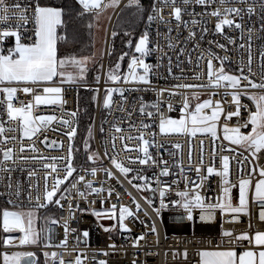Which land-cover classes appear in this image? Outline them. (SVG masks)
Here are the masks:
<instances>
[{
  "label": "built area",
  "instance_id": "2783aa9c",
  "mask_svg": "<svg viewBox=\"0 0 264 264\" xmlns=\"http://www.w3.org/2000/svg\"><path fill=\"white\" fill-rule=\"evenodd\" d=\"M128 0H120V7ZM40 4V0H6L8 5L20 4L21 9H10V11L25 10L29 16V20L23 28L20 29L22 42H32L34 40L35 24L32 20V11L36 3ZM106 3L107 0H104ZM153 3H158V0H152ZM151 4V5H152ZM176 5L180 6L182 12V20L188 21V26L185 27L182 23L177 24L174 17L169 15L171 6H164L158 3V6L163 8L165 21H153L149 24V47L152 51L144 57L146 63L151 65L149 72L150 84L134 82L124 84L123 82L105 81L104 77L98 83H86L83 81H75L73 83H61V81H53L49 86H58L63 89L62 98L63 105H40L34 107V115H55L56 117L63 116L65 119L73 121V126H78V96L79 90L83 87H97L98 96L96 102V111L94 117L93 137L96 150L100 152L99 161L91 167H97L98 170L95 176L87 174L85 179L93 180L94 187L103 185L104 189L111 187L114 189L110 198H107V192L88 193L84 188V183L80 182L75 188H71V183H75L72 177L61 186L69 187L70 191L65 193L66 199L61 200V205L57 206V215L54 219L59 223L47 225L51 228V244L59 245L61 240L65 239L63 224L67 222L69 231L67 233L66 244L61 247H48V240L45 238V243L39 246L29 247L27 245H19L14 243L5 246L0 243V255L4 252L13 250H23L25 252H52L58 253L62 258L63 264H76V258L79 256L82 264H100V261H106L107 264H201L199 253L202 250H216L234 248L235 250L257 249L254 243H249L245 239H237L241 233H248L254 237L257 231H264V219H261L260 212L264 211V202L255 199V184L261 179L259 175L260 169L264 168V151L258 153V159L253 157L250 152L244 147H239L231 144L230 147L235 151H229V143L223 139L222 128L218 127L217 141H213L210 134L198 133L196 136L188 134H164L160 132L159 122L161 117H179L180 109L183 106L184 94H188L190 105H195L197 102L210 98V93L218 91L220 94L211 96L214 100H221L225 112L235 111V105L230 103L231 95L225 97V89L202 88L198 89L199 97H192L193 90L177 89L174 85L177 84H207L206 76V61L209 57V49L220 57H228L225 61V69L233 74H236V69L239 67L241 60L244 61L245 73L247 74L248 60V44H251L252 55V76L251 78L257 83L261 82V51H264V0H228L226 4H221L220 0H208L207 4H199L196 0H189L188 4H184L182 0H176ZM251 6L254 11L249 14L247 9ZM238 7L242 11L239 16L230 15V18L235 19L243 25V39H241V31L234 27H225L223 33L215 31V23L217 18L209 15L215 8ZM151 12V7L150 11ZM241 17L243 19L241 20ZM192 20H197L199 23L193 25ZM23 23L17 19L0 22V30L8 26H15L17 23ZM206 27L207 32H202ZM172 31L169 33L168 29ZM251 29V33H249ZM195 31V37H189V31ZM249 35L251 40L249 41ZM169 36L172 38L173 47H169ZM226 37H232L235 43H230ZM217 44H224L225 48L221 49ZM245 45L244 48L239 45ZM14 46V38H7L3 44L5 52L8 48ZM184 51L181 52L180 49ZM203 53L205 59L199 60L198 57ZM135 55L139 56V53ZM131 58V57H130ZM127 61L121 73L127 72ZM191 58V59H189ZM214 64L217 61L214 60ZM141 71L142 70H138ZM199 74V79L196 75ZM247 83L246 81H242ZM32 86V85H30ZM34 87L35 94H42L41 87ZM113 87H123L125 89L123 96L119 92L113 93L112 104L109 108L103 105V94L105 89ZM138 89V90H135ZM161 89H166L161 92ZM230 91V90H229ZM250 93H261L264 89L249 88ZM177 94L172 95L170 93ZM13 104L16 107L27 105L29 102L34 103V94H25L18 91L13 99ZM241 107L239 117L233 116L227 123L230 126L243 125L248 119L250 111L255 110L254 102L248 96H241ZM145 106V114H141L139 108ZM172 108L169 110L168 105ZM155 106V107H154ZM204 111H208L205 109ZM69 112H76V117L67 115ZM147 112H152V116H147ZM131 113V116H129ZM0 121L4 123L6 129H16V131H6L5 136H16L15 141L9 140L6 144L0 143V147L14 148L15 162H8V167L12 168L11 173L0 171V208L2 204H8L17 208L30 207L27 193L29 185L33 187L31 191L33 196L36 194L35 185L39 179L41 199L43 200V185L45 170L41 167L42 163L50 161L40 160H22L20 156H65L69 140L65 133L68 128L58 121L53 123L41 133H38L32 139H21L22 132L20 131L19 120H9L6 114V98L0 94ZM224 118L221 116L219 124H223ZM135 124V129H130L129 124ZM141 123L149 125L148 128H141ZM121 127L125 135H136L143 131L145 138L154 139L155 143L149 148L150 154L158 161V165H140L139 163H130L129 156L135 157L137 152H128L123 150L122 143L119 139L116 141L117 152L109 146L108 152L111 155H117V158L126 166L134 169H142L143 175L153 178L152 186L156 188L155 176H159L160 160L166 161L169 167V175L160 176V180L171 184V190L166 192L163 198L164 205L161 204L159 192H151L147 189L137 190L134 187L136 183L143 181L132 180L135 172L129 173L126 179L113 165H111L109 157L104 155V142L110 139L113 125ZM103 127V132L101 131ZM251 125L247 128L241 127V131H249ZM77 132V131H76ZM154 134V135H152ZM119 135V134H117ZM48 137V141L44 137ZM76 137V135H75ZM72 140V144L75 141ZM58 141L63 143V148L53 146L47 147V143ZM202 142V143H201ZM132 144L137 143L132 141ZM21 144L25 145L23 152L20 151ZM29 144H34L38 151L34 152L27 147ZM180 147L177 148L176 145ZM213 147L216 148L213 159ZM223 147L224 150H221ZM189 153H191V163L189 161ZM142 157V154H140ZM229 156V175L230 203L237 206L239 203V188L238 183L241 179L251 178V185L247 194V211L233 214L231 212H223L219 208L215 210L211 218L201 220V210L193 208L192 219L188 218L187 211L182 207L170 203L173 200L179 199L176 192L185 189L186 184L180 179L181 167L184 169V175L190 181L199 183L197 175L194 171L196 165L200 164L201 156L203 157V165L201 176H205V168L208 165L213 166L217 172L207 175L203 185L200 188V195L205 198V203L216 204L228 203L229 200L223 193V188L226 186L223 183L224 177L217 173L222 172L223 163L222 157ZM2 159V153H0ZM74 164V162H73ZM75 166V164H74ZM78 171L81 167L75 166ZM90 168V167H83ZM103 168H111L114 172V177L109 179ZM253 169L255 171L253 172ZM34 171L35 175L28 177V172ZM61 176L63 172L60 173ZM80 175H85L84 172H79ZM251 174V176H250ZM77 174L74 173L73 177ZM9 176L11 177V188L8 187ZM118 177V179H117ZM172 181L177 183L172 184ZM49 185L52 183V177H49ZM17 186H19L20 194L16 195ZM162 186V185H161ZM85 191L87 199L79 195V191ZM116 193L120 196L117 198ZM131 193V195H129ZM59 196V193H58ZM147 197L148 199H145ZM55 199V198H54ZM104 200L103 204L101 200ZM149 199L151 203H149ZM12 203H9V201ZM94 201V203H93ZM33 204L35 201L33 200ZM71 204V209L69 207ZM111 204L117 205V210L120 206L129 207L133 216L125 218L124 223L128 225V229H120L116 219L101 218L98 219L93 210L100 211L107 209ZM139 204V208L136 205ZM235 216V218H234ZM116 224V228L111 231L104 229L110 225ZM155 231H152V228ZM87 231L88 236L84 237L83 232ZM225 231L231 232V236H224ZM143 235L139 240L138 245L134 244L136 239ZM45 236V235H44ZM187 252L185 257L184 253ZM105 253H107L105 255ZM54 264H59V260Z\"/></svg>",
  "mask_w": 264,
  "mask_h": 264
},
{
  "label": "snow or ice",
  "instance_id": "6c2138e0",
  "mask_svg": "<svg viewBox=\"0 0 264 264\" xmlns=\"http://www.w3.org/2000/svg\"><path fill=\"white\" fill-rule=\"evenodd\" d=\"M184 4H188L189 0H182ZM199 4H207L208 0H196ZM228 0H220V3L226 4ZM77 3L81 6V11L78 12L80 17L85 15H90L93 19H99L100 14L106 8H114L119 4V0H77ZM160 5L171 6V11L169 15L174 17L177 24H183L185 27L188 26V21L182 20V9L180 6L176 5V0H158ZM158 3H153L151 5V12L147 14V21L149 23L159 20L161 22L169 23L165 21L163 15V8L158 6ZM128 6H134L138 13H143L145 10L140 4V0H128ZM10 9H21L20 4L8 5L6 0H0V22H7L10 19H17L23 23H17L14 27L8 26L3 30H0V94H3L6 98V114L9 120H19L20 131L22 132L21 139L36 136L43 130L47 129L53 121H58L60 124L66 126L68 131L65 133L69 143L67 148V154L65 156H20L22 160H40V161H50L48 163H42L41 167L45 170L44 173V185H43V200L41 199L40 184L39 179L35 185L36 194L33 196L31 184L29 185V191L27 193L28 201L30 207L26 210H9L4 208L2 210V227L5 233H9L3 241L4 245H10L16 238L11 235L13 231H18L21 233L19 237V245H34L40 240L41 235L44 234L45 238L48 240V247H61L66 244L67 233L69 231L68 224L65 222L63 224L65 239L61 240L59 245L51 244V228L45 227L38 230L36 227L37 221V210L45 209L49 204H55L62 207L61 200L66 199L65 193L70 191L69 187L61 188L68 181L70 177L73 178L75 183H71L70 187L75 188L80 182L84 183V188L88 193H100L107 192V198H110L113 194L114 189L109 187L107 190L104 189L103 185L100 187L93 186V180L85 179L87 174L95 176L97 171L100 170L97 167L78 169L73 164V144L72 140L76 135V127L73 126V121L70 119H65L63 116L56 117L55 115H34V107L40 105H63L64 101L62 98L63 89L58 86H49L54 81V78L61 77V83H73L76 79L82 78L84 72L86 71L87 61L90 59L88 56L77 57L75 55H69L65 57L58 58L57 54V40L68 41V36H57L56 29L58 25L63 24L62 16L63 9L60 7H50L41 6L38 2L32 11V20L35 24L34 30V40L32 42H22V36L20 29L27 24L29 16L25 10L10 11ZM242 9L238 7H224L223 9L217 7L209 15L216 17L217 22L215 23V31L217 33H223L224 28L227 26L229 28H236L241 31V39H243V25L237 22L235 19L230 18V15L239 16ZM248 13L251 14L254 8L249 6L247 9ZM243 17H241V20ZM193 25L199 23L197 20H192ZM87 27L91 31L93 24L91 21L88 22ZM262 29H264V24H262ZM169 33L172 31L171 28L168 29ZM251 33V29L248 30ZM202 32H207V28L204 27ZM127 35H131L128 33ZM112 36H116V32L112 33ZM196 32L190 30L189 37H195ZM14 38V46L7 49L5 52L3 44L7 38ZM169 47H173L172 38L169 36ZM230 43H235L232 37H226ZM251 36L249 35V41ZM129 46L133 45V41L129 39L127 41ZM221 49L225 48L224 44H217ZM239 47L244 48L245 45L241 44ZM135 52L140 55L137 56L133 54L127 65V72L121 73V61L124 59L128 53H122L118 58L117 62L112 66L107 74V79L112 82H123L124 84L140 82L143 84H150L149 72L151 65L145 62L144 57L149 55L152 49L149 47V34L145 30L141 34L138 40L134 44ZM181 52L184 51L183 48L180 49ZM94 55V54H93ZM261 82L257 83L251 78L252 76V55H251V44H248V60H247V74L245 73L244 61L241 60L239 67L236 69V74L231 73L225 69V61L228 57H220L216 53L211 52L209 49V57L206 61V76L208 79L207 84H177L174 88L177 89H187L193 90L191 95L193 98L198 99L199 92L198 89L202 88H213V89H225L224 95L227 97L231 95L232 100L230 103L235 105V111L225 112L221 100H214L211 96L219 95L218 91L210 93V98L204 99L203 101L197 102L194 109L190 108V103L188 99V94H184L183 106L180 109L181 115L179 119H173L171 117H161L159 122V128L161 133H177V134H188L191 136H196L198 133L210 134L214 143L219 139L218 127L222 128L223 139L230 142L228 150L235 151L231 148V144H235L239 147H244L247 149L253 157L258 159V153L264 151V94L256 95L255 93H250L247 91L249 88H261L264 89V51H261ZM191 59V58H189ZM199 60H204L205 57L203 53L197 58ZM214 60L217 64H214ZM71 64L78 69L76 75L71 72L65 71V66ZM142 70V74L141 71ZM196 79H199V74L196 75ZM99 80V77H97ZM246 81L247 83H243ZM41 87L42 94H35L34 87ZM138 90V89H135ZM166 89H161L163 92ZM230 90V91H229ZM18 91L25 94H34V103L29 102L27 105L21 107H16L13 104V99L16 97ZM125 89L123 87H113L105 89V96L103 97V105L105 108H109L112 104L113 93L119 92L123 96ZM175 95L177 93H170ZM248 96L255 104V110L250 111L247 121L243 125L230 126L227 121L233 116L239 117L241 107H247L246 105H241V96ZM96 99V97H93ZM155 107V106H154ZM169 110H171L172 105H168ZM207 109L208 111H204ZM141 114H145V106L142 104L139 108ZM70 117H76V112L67 113ZM147 116H152V112H147ZM223 115L224 123L221 125L218 122L221 121V116ZM131 116V113H129ZM251 125L249 131L242 132L241 127L247 128ZM141 128H148L149 125L141 123ZM130 129H135L136 125L130 123ZM6 131H16V129H6L4 123L0 121V143H7L9 140L15 141L16 136H5ZM103 132V127H101ZM89 137L92 136V127L88 129ZM119 134V135H117ZM154 135V134H152ZM119 139L122 143L123 150L128 152H137L138 155L135 157L129 156L128 160L130 163H139L140 165H158V161L152 157L149 148L155 143L154 139L145 138L144 132L140 131L136 135H125L121 127L113 125L112 134L109 140L104 142V155L109 157L111 165L119 170L120 173L124 175L127 179L129 173L135 172L136 175L129 179L131 183L132 180L143 181V183H136L134 187L137 190L147 189L153 193L159 192L162 206L164 205L163 198L166 192L171 190V184L163 182L160 180V176L169 175V167L166 161L160 160L159 164L163 167L160 168L159 176H155V182L157 187L153 188L152 179L147 177L142 173V169L137 170L132 167L126 166L122 161L117 158L118 150L116 146V141ZM45 141H48V137H44ZM132 141L137 143L132 144ZM202 143V142H201ZM56 146L58 148H63V143L58 141H51L47 143V147L51 148ZM84 149L87 150L86 156L87 161H92L95 163L99 160L100 152L93 151L91 146L86 139L84 141ZM109 146L113 151L117 152V155H111L108 152ZM29 149L36 152L34 144L27 145ZM177 148L180 147L179 144L176 145ZM25 145L21 144L20 151L23 152ZM221 150H224L223 147ZM213 159L216 152V148L213 147ZM0 153H2V159H0V171H7L11 173L12 168L8 167V162H15L14 159V148L12 147H0ZM142 154V157L141 155ZM189 161L191 163V153H189ZM223 170L217 173L224 177L223 183L226 185L223 188V193L225 197L228 198V203H205V198L200 195V188L203 185L204 179L207 175H211L217 170L208 165L205 168L206 175L201 176L203 157L201 156L200 164L196 165L194 171L197 175L199 183L195 181H190L186 175H184V169L181 167L180 179L185 182L186 187L182 191L176 192V196L179 199L173 200L170 203L182 207L187 211L189 219H192L193 208H199L201 210V220L206 218H211L212 214L216 209H220L223 212H231L233 214L242 213L247 211V194L249 187L251 185V178L241 179L238 183L239 188V203L237 206H233L230 203L231 197L230 192V181L228 180L229 175V156L225 155L222 157ZM107 178L111 179L114 177V172L111 168L102 169ZM255 169H253V172ZM61 172L63 175L61 176ZM79 172H84L85 175H80ZM77 175L73 177V174ZM35 175L34 171L28 172V177L31 178ZM259 179L255 184V199L264 202V168L260 169ZM251 176V174H250ZM49 177H52V183L49 185ZM118 179V177H117ZM177 183V181H172V184ZM162 185V186H161ZM8 187L11 188V177L9 176ZM59 193V196H58ZM19 186H17L16 195L19 196ZM79 195L87 199V194L85 191H79ZM131 195V193H129ZM117 198L120 194L116 193ZM55 198V199H54ZM145 199H148L145 197ZM33 200L35 203L33 204ZM104 200H101L103 204ZM151 203V200L148 201ZM9 203H12L10 200ZM94 203V201H93ZM71 209V204H69ZM139 208V204L136 205ZM93 214L98 218H108L116 219L120 229H128V225L124 223L125 218L128 216H133L132 210L127 206H120L117 210L116 204H111L107 209H101L100 211L93 210ZM261 219H264V211L260 212ZM235 218V216H234ZM58 220L54 218H47L46 225L57 224ZM116 228V224L106 227L105 231H111ZM155 231L153 227L151 229ZM224 236H231V232L225 231ZM83 236L87 237L88 232L84 231ZM143 238V235L138 237L134 244L138 245L139 240ZM237 239L248 240L249 243H254L255 246H259V250L255 251L253 249H246L237 253L234 248L228 249H216V250H202L199 255L201 257V264H264V231H257L254 237L249 236L248 233H241ZM107 253H105L106 255ZM34 253L25 251H16L9 254L5 252L3 254V264H35L33 257ZM46 264H54L55 261L59 260V264H63L62 258L58 256L55 251L45 252ZM185 257L187 252L184 253ZM50 258V259H49ZM76 264H82L81 258L78 256L76 258ZM100 264H107L106 261H100ZM135 264V262H133Z\"/></svg>",
  "mask_w": 264,
  "mask_h": 264
},
{
  "label": "trees",
  "instance_id": "16d2710c",
  "mask_svg": "<svg viewBox=\"0 0 264 264\" xmlns=\"http://www.w3.org/2000/svg\"><path fill=\"white\" fill-rule=\"evenodd\" d=\"M120 2V0H119ZM140 4L144 8L143 13H138L134 6L129 7L128 2L123 4L119 9L111 28V35L109 40V48L107 54V60L105 65V81L107 79V71L114 66L118 58L122 53H128L127 56L120 62L121 69L120 72L124 69L129 58L136 54L134 44L137 38L143 34L146 30H149V24L147 21V14H149L152 0H140ZM41 6H51V7H60L63 11V24L59 25L57 30V36H68V41L57 40V54L58 58L65 57L69 55L80 56H91L93 55L94 50V26L95 20L90 15H85L80 17L78 12L81 11V6L77 3V0H40ZM91 21L93 27L89 31L87 24ZM116 32V36L113 37L112 33ZM130 33L131 35H127ZM131 39L133 45L129 46L127 41ZM99 64L94 62L90 68L87 70L85 78L80 81L86 83H98L100 81V67ZM99 77V80H97ZM98 96L97 87H83L79 90L78 96V126L75 141L73 143V162L75 166L79 167H91L94 166L99 160L95 163L92 161H87L86 152L84 149V141L87 139L91 149L97 151L94 143L93 137V126H94V117L96 111V102ZM96 97V99H93ZM92 127V136L89 137L88 129ZM2 208L15 209L17 207L2 204ZM39 215L41 221H44L47 218H55L57 215V207L55 204H49L45 209H39ZM41 264H44L42 255L38 259Z\"/></svg>",
  "mask_w": 264,
  "mask_h": 264
},
{
  "label": "rangeland",
  "instance_id": "374dc122",
  "mask_svg": "<svg viewBox=\"0 0 264 264\" xmlns=\"http://www.w3.org/2000/svg\"><path fill=\"white\" fill-rule=\"evenodd\" d=\"M128 2V1H127ZM115 8V7H114ZM114 8H107L105 11H103L100 16H99V19H94L95 20V26H94V36H93V40H94V50H93V54L94 55H91V56H88L90 57V59L87 61V64H86V71L84 72L83 74V77L82 78H78L76 79L75 81H80L81 79H84L85 78V75H86V72L87 70L90 68V66L94 63V62H97V64H99L98 67H100V75L99 77H101L102 73H103V69L105 67V60H107L106 58V46L108 44V38H110V35L111 33L109 34L108 36V23H109V16L111 15L112 11ZM113 26V25H112ZM139 38V37H138ZM137 38V40H138ZM136 40V41H137ZM107 43V44H106ZM108 57V56H107ZM105 63V64H104ZM106 68V67H105ZM65 71L66 72H71L73 73L74 75L77 74L78 72V69L71 65V64H68L65 66ZM106 74V73H105ZM107 74H108V71H107ZM107 76V75H106ZM61 77H59V81H61ZM74 81V82H75ZM254 93V92H253ZM256 95H260V94H264V92H261V93H255ZM105 96V92L103 94V97ZM195 105H190V108L191 109H194ZM180 117V116H179ZM179 117H171L173 119H179ZM164 134H171V133H164ZM29 207H23V208H15V210H26L28 209ZM38 210H37V216H38ZM0 213H1V210H0ZM2 215V214H1ZM36 227L38 230H40V227L38 225V218H37V221H36ZM43 227H46V219L43 221ZM2 238H4V234L3 236H1ZM19 238V237H18ZM3 243V242H2ZM38 242L34 245H37ZM32 246V245H31ZM7 252V251H4L1 256H0V264H3V254ZM12 252H16L15 250L13 251H10L8 252L9 254H11Z\"/></svg>",
  "mask_w": 264,
  "mask_h": 264
},
{
  "label": "crops",
  "instance_id": "0c3cea01",
  "mask_svg": "<svg viewBox=\"0 0 264 264\" xmlns=\"http://www.w3.org/2000/svg\"><path fill=\"white\" fill-rule=\"evenodd\" d=\"M51 7V6H50ZM121 7H120V5L118 4L114 9H113V11H112V13H111V15L109 16V23H108V36H109V34L111 33V28H112V24H113V21H114V19H115V17H116V15H117V13H118V11H119V9H120ZM107 9V8H106ZM105 9V10H106ZM104 10V11H105ZM62 20H63V17H62ZM58 27H59V25L57 26V29H56V33H57V30H58ZM109 40H110V38H108V44H107V46H106V58H107V54H108V48H109ZM105 63H106V60H105ZM106 65V64H105ZM101 77H102V75H101ZM101 77H100V80H101ZM103 77H104V79H105V67H104V69H103ZM59 79V76H57V77H55L54 78V81H59L58 80ZM4 208H0V210H1V213H0V243L1 244H3L4 245V243H2L3 241H4V239H5V237L7 236V235H9V233H5V231L3 230V227H2V210H3ZM9 210H15V209H9ZM39 211V210H38ZM38 225H39V227H40V229H43V228H45V227H43V221H41V218H40V215H39V212H38ZM47 226V225H46ZM3 234H4V238H2L1 236H3ZM11 235H13L16 239L11 243V244H14V243H18L19 242V238L18 237H20V235H21V233H19L18 231H13L12 233H11ZM45 243V236H44V234H42L41 235V238H40V240H38V244L37 245H27V246H29V247H34V246H39V245H42V244H44ZM10 244V245H11ZM6 246V245H5ZM8 246V245H7ZM244 250H246V249H243V250H236V252L237 253H240L241 251H244ZM253 250H255V249H253ZM259 250V246H257V249L255 250V251H258ZM15 251H23V250H15ZM32 253H34L35 255V260H34V262H35V264H41L39 261H38V259L40 258V256L42 255V258H43V260H44V264H46V257H45V252H38V251H31ZM1 256V255H0ZM50 259V258H49Z\"/></svg>",
  "mask_w": 264,
  "mask_h": 264
},
{
  "label": "water",
  "instance_id": "95a60500",
  "mask_svg": "<svg viewBox=\"0 0 264 264\" xmlns=\"http://www.w3.org/2000/svg\"><path fill=\"white\" fill-rule=\"evenodd\" d=\"M105 64V63H104ZM102 76H103V73H102ZM33 260H35V256L33 257Z\"/></svg>",
  "mask_w": 264,
  "mask_h": 264
},
{
  "label": "bare ground",
  "instance_id": "6f19581e",
  "mask_svg": "<svg viewBox=\"0 0 264 264\" xmlns=\"http://www.w3.org/2000/svg\"><path fill=\"white\" fill-rule=\"evenodd\" d=\"M110 26V25H109ZM107 44V43H106Z\"/></svg>",
  "mask_w": 264,
  "mask_h": 264
}]
</instances>
